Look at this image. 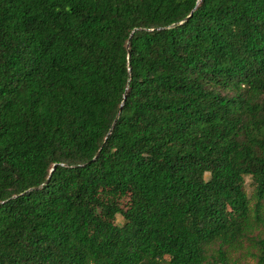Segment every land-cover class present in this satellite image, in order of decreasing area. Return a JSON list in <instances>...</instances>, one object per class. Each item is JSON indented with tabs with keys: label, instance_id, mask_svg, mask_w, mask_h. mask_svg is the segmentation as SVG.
Segmentation results:
<instances>
[{
	"label": "trees",
	"instance_id": "trees-1",
	"mask_svg": "<svg viewBox=\"0 0 264 264\" xmlns=\"http://www.w3.org/2000/svg\"><path fill=\"white\" fill-rule=\"evenodd\" d=\"M251 259L264 0H0V264Z\"/></svg>",
	"mask_w": 264,
	"mask_h": 264
},
{
	"label": "rangeland",
	"instance_id": "rangeland-1",
	"mask_svg": "<svg viewBox=\"0 0 264 264\" xmlns=\"http://www.w3.org/2000/svg\"><path fill=\"white\" fill-rule=\"evenodd\" d=\"M208 177H209V174L206 175V178H208ZM247 181L249 182L250 180L247 179ZM117 221H119V222H123L122 217H121V216H118V217H117ZM254 263H255V262H254L253 259H251V260H247V264H254Z\"/></svg>",
	"mask_w": 264,
	"mask_h": 264
},
{
	"label": "water",
	"instance_id": "water-1",
	"mask_svg": "<svg viewBox=\"0 0 264 264\" xmlns=\"http://www.w3.org/2000/svg\"><path fill=\"white\" fill-rule=\"evenodd\" d=\"M120 114H121V109L119 110V112H118V114H117V119H118V117L120 116ZM116 119V120H117ZM116 120H115V122H114V124H113V127L115 126V124H116ZM98 156V155H97ZM96 156V157H97ZM96 157L93 159V160H95L96 159Z\"/></svg>",
	"mask_w": 264,
	"mask_h": 264
}]
</instances>
